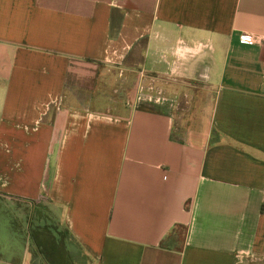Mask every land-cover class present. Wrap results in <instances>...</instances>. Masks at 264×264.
Wrapping results in <instances>:
<instances>
[{"label":"crops","instance_id":"1","mask_svg":"<svg viewBox=\"0 0 264 264\" xmlns=\"http://www.w3.org/2000/svg\"><path fill=\"white\" fill-rule=\"evenodd\" d=\"M243 33L264 0H0V196L47 200L97 264H264V45Z\"/></svg>","mask_w":264,"mask_h":264},{"label":"trees","instance_id":"2","mask_svg":"<svg viewBox=\"0 0 264 264\" xmlns=\"http://www.w3.org/2000/svg\"><path fill=\"white\" fill-rule=\"evenodd\" d=\"M9 209H4L0 203V264H20L26 243L32 258L39 264H72L69 241L73 239L62 224L59 212L54 216L32 203L24 215L15 218ZM182 233L180 230L174 238L169 235L161 242V247L171 248V244L180 242Z\"/></svg>","mask_w":264,"mask_h":264},{"label":"rangeland","instance_id":"3","mask_svg":"<svg viewBox=\"0 0 264 264\" xmlns=\"http://www.w3.org/2000/svg\"><path fill=\"white\" fill-rule=\"evenodd\" d=\"M177 115L179 117H185V112L182 110L177 111ZM31 201H24V200H15L8 198L7 196H0V203L1 206L4 209L10 208L11 215L15 218H20L22 215L26 213V210L29 209L30 205L33 203L37 205V207H40V210H46L49 211L52 215L57 216L58 210L56 207H54L51 203H49L47 200L39 199L36 202ZM1 211V210H0ZM0 218H2L0 213ZM180 232V230H178ZM69 250H70V261L72 264H97L96 262L89 261L85 256L83 255L82 251L77 247L76 244L73 243V241H69Z\"/></svg>","mask_w":264,"mask_h":264},{"label":"built area","instance_id":"4","mask_svg":"<svg viewBox=\"0 0 264 264\" xmlns=\"http://www.w3.org/2000/svg\"><path fill=\"white\" fill-rule=\"evenodd\" d=\"M239 42L242 45L246 46H262L264 45V34H258V35H250V34H240L239 36ZM149 101L153 100L154 102H158L159 99L155 98H148Z\"/></svg>","mask_w":264,"mask_h":264}]
</instances>
